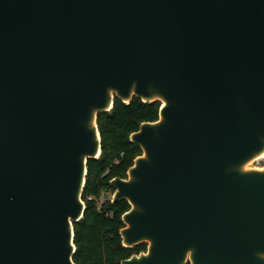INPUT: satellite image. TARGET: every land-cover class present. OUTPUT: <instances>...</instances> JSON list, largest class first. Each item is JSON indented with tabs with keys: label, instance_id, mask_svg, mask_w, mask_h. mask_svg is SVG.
Returning a JSON list of instances; mask_svg holds the SVG:
<instances>
[{
	"label": "water",
	"instance_id": "95a60500",
	"mask_svg": "<svg viewBox=\"0 0 264 264\" xmlns=\"http://www.w3.org/2000/svg\"><path fill=\"white\" fill-rule=\"evenodd\" d=\"M114 99L160 103L120 264H264V0H0V264H74Z\"/></svg>",
	"mask_w": 264,
	"mask_h": 264
},
{
	"label": "trees",
	"instance_id": "16d2710c",
	"mask_svg": "<svg viewBox=\"0 0 264 264\" xmlns=\"http://www.w3.org/2000/svg\"><path fill=\"white\" fill-rule=\"evenodd\" d=\"M159 107L158 101L143 103L132 99L129 104H123L114 99L113 108L97 116L101 153L86 164V183L81 195L84 215L73 225L74 264H120L146 249V244L127 249L120 244L121 216L129 205L127 201L111 203V197L102 195L113 193L110 180L125 179L132 161L141 155L140 148L130 143L129 136L138 130L140 123L155 122Z\"/></svg>",
	"mask_w": 264,
	"mask_h": 264
},
{
	"label": "rangeland",
	"instance_id": "374dc122",
	"mask_svg": "<svg viewBox=\"0 0 264 264\" xmlns=\"http://www.w3.org/2000/svg\"><path fill=\"white\" fill-rule=\"evenodd\" d=\"M262 162L261 161H254L253 163H251L249 165L250 168H253V167H258V166H261ZM112 196V193H107V194H103L102 197H105V198H110ZM112 198V197H111Z\"/></svg>",
	"mask_w": 264,
	"mask_h": 264
},
{
	"label": "built area",
	"instance_id": "2783aa9c",
	"mask_svg": "<svg viewBox=\"0 0 264 264\" xmlns=\"http://www.w3.org/2000/svg\"><path fill=\"white\" fill-rule=\"evenodd\" d=\"M255 161H261L262 162L261 166H258L257 168H263L264 167V155Z\"/></svg>",
	"mask_w": 264,
	"mask_h": 264
},
{
	"label": "bare ground",
	"instance_id": "6f19581e",
	"mask_svg": "<svg viewBox=\"0 0 264 264\" xmlns=\"http://www.w3.org/2000/svg\"><path fill=\"white\" fill-rule=\"evenodd\" d=\"M260 158V157H259Z\"/></svg>",
	"mask_w": 264,
	"mask_h": 264
}]
</instances>
